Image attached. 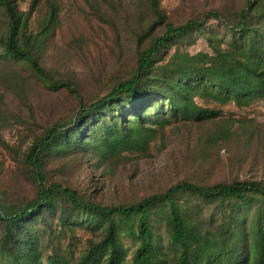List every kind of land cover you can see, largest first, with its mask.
Listing matches in <instances>:
<instances>
[{
    "label": "trees",
    "instance_id": "trees-1",
    "mask_svg": "<svg viewBox=\"0 0 264 264\" xmlns=\"http://www.w3.org/2000/svg\"><path fill=\"white\" fill-rule=\"evenodd\" d=\"M58 1L44 0V12L32 31L34 1L23 11L18 0H0V61L26 67L53 90L76 94L73 82L54 79L41 62L58 24ZM140 4L145 20L129 27L135 61L128 76L117 78L103 95L79 101L68 122L34 135L20 153L18 162L34 182L36 194L25 202L0 197V253L8 264H43L42 233L35 224L42 222L51 231L48 214L57 226L68 230L80 226L92 236L73 261L47 255L44 264H123L127 257L123 237L136 242L132 264H264L262 181L234 178L207 183L187 178L128 203L103 204L76 187L46 179L45 161L70 157L97 171L102 184L119 160L147 154L152 143H162L163 129L173 122L195 125L199 157L193 156L191 162L199 172L208 165L210 171L213 148L218 156L245 128L243 121L223 118L218 108L200 105L196 99L237 107L264 101V0H243L237 8L222 4L181 24L167 20L159 0ZM95 14L106 20L99 11ZM209 19L218 21L220 34L203 29ZM194 33L202 35L209 51L190 53L175 46L169 53L175 40L192 38ZM8 77L13 85L19 78ZM6 79L2 74L1 86L10 85ZM203 127L206 130L199 131ZM189 196L214 203L218 223L202 224V213L197 205H189ZM154 214L162 218L169 255L152 227Z\"/></svg>",
    "mask_w": 264,
    "mask_h": 264
},
{
    "label": "rangeland",
    "instance_id": "rangeland-1",
    "mask_svg": "<svg viewBox=\"0 0 264 264\" xmlns=\"http://www.w3.org/2000/svg\"><path fill=\"white\" fill-rule=\"evenodd\" d=\"M34 1L30 13L29 27L36 31L37 21L44 12V0H18L19 8L27 11ZM243 0H159L167 20L181 24L212 7L225 5L237 8ZM58 24L50 37L41 62L54 79H67L74 83L76 94L66 89L53 90L37 79L24 66L0 61V197L8 202H25L35 197L34 182L18 162L20 153L29 145L32 137L55 123L68 122L79 105L103 95L117 78L128 76L135 61L133 37L129 27L144 23V7L140 0H59ZM106 17L100 19L95 12ZM0 13V19H1ZM1 26V25H0ZM205 31L222 29L217 20L209 19L203 24ZM175 46L190 53L209 51L199 33L192 38L175 40ZM2 74L7 75L9 86H1ZM15 74L17 81L9 79ZM11 88H15L12 90ZM200 105L218 108L221 117L241 120L245 133L227 144L203 169V176L191 159L197 154V128L194 124L173 122L163 129L162 143L151 144L147 154L129 155L113 165L114 173L100 180L97 171L86 162L70 157H51L45 161L44 172L47 181H61L76 187L92 201L111 204L128 203L162 191L169 185L187 178L202 179L207 183L230 181L234 178L252 179L264 182V101L247 107L232 103L216 104L197 98ZM203 127L199 131L206 130ZM219 158V159H218ZM180 201L182 197H178ZM189 205H197L202 224L214 226L219 221V212L214 203H203L197 197L189 196ZM46 230L42 222L35 224L37 233H42V261L47 255L73 261L81 252L85 241L92 234L80 226L72 230L57 226ZM152 227L160 235L163 249L169 255L167 233L161 216H152ZM1 233V227H0ZM127 257L123 264H132L136 242L123 237ZM0 264L8 260L0 253Z\"/></svg>",
    "mask_w": 264,
    "mask_h": 264
}]
</instances>
